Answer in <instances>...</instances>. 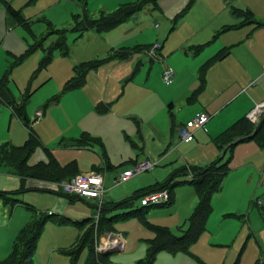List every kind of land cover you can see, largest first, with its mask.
<instances>
[{
  "label": "crops",
  "instance_id": "1",
  "mask_svg": "<svg viewBox=\"0 0 264 264\" xmlns=\"http://www.w3.org/2000/svg\"><path fill=\"white\" fill-rule=\"evenodd\" d=\"M131 1L136 0H107L105 7L108 10L105 12L114 11L121 4ZM189 1L158 0L159 7L152 4L155 12L143 9L116 28L107 31L106 37L96 35L98 39L103 40L100 46V58H106L115 50L135 45H152L158 40L163 41L164 38H161L160 34L162 32L169 33L168 40L163 44V49L159 55L163 53L164 57L166 55L170 57L174 53L179 54V58L170 64L175 71L174 81L170 85L173 87L172 90H175L176 87L184 89V92L188 95L186 100L189 107L185 112L181 109L175 117L171 110L174 108V103L168 104L171 126L164 128L163 140L159 137L161 136V119L158 116L159 111H157L152 115V121L148 119V123L153 125V133L148 139L146 151L144 147L139 145L140 140H145L147 136L144 117L150 111V105H146L149 93H158L150 86L152 73L150 69L143 71V61L136 56L137 52L126 59L114 58L106 61L101 66H108V69H100V66L90 71L83 87L66 93L75 94L73 95L75 96L73 99L74 114L70 122L75 123V120L77 121L75 124L61 128L63 129L62 132L58 133L57 140H61L60 144L66 149H58L56 154L53 148L49 149L61 165L76 161L79 169L78 174L102 173L104 176L103 202L116 203L130 197L137 191L146 192L149 187L168 180L173 173L184 166H206L222 158L225 151L223 154V150L215 143L214 139L243 116L249 118L252 114L256 117L259 116L257 109L264 104V0H195L193 6L175 23V18L185 9ZM114 2L116 3L115 6H113ZM10 3L17 8V0H12ZM23 3H26V0ZM87 5H89L88 0ZM17 9L23 11L21 7ZM26 10L24 15L32 22L33 19L26 13ZM238 10L244 11L243 16L238 15ZM248 10L252 12V22L247 20L248 22L242 25V20L249 17V13L246 12ZM39 18L41 17L36 19ZM154 18L161 21V25L158 26L159 31L154 38L159 37L141 39L140 35L146 30L152 31V19ZM6 24L8 32L12 28L20 27L15 26L13 22L8 24L7 20ZM12 34L13 32L8 36H12ZM171 38H174V42L169 45ZM20 41V38H16V44ZM205 44L206 46L200 52L196 50V46ZM187 46L188 48H186ZM11 50H8V52H11ZM222 51L228 53L209 65L203 74L205 83L202 91L193 100L189 99L199 86V77L203 65ZM140 52H143V50H140ZM87 60H91V57L88 56ZM150 63L152 65L154 59L153 62L150 59ZM134 65H136L135 69ZM166 67L168 66H163V70L158 72V76L163 74ZM141 74L144 78L142 77L140 81L137 78ZM153 79L156 82L155 76ZM139 81L142 86H139ZM121 87H123L122 90ZM127 89H129L128 94ZM19 90L21 91V88ZM84 91L91 96L101 97L102 99L97 101L103 103L105 110L102 112L108 114L100 117L102 114L97 113L98 120L95 127H89L88 124H79L81 120H85L80 110L81 106L84 105L83 103L86 102L85 96L81 93ZM16 97L20 99L18 95ZM107 102L112 106H109ZM164 105L166 103L162 104L161 109ZM4 106L6 111H11L8 106ZM203 112L210 115L205 128H199L195 131L193 141L182 140L178 135L177 127L192 119L196 114ZM48 116L49 113L46 118L44 116L42 122L36 127L47 125ZM132 121H134L137 128L132 124ZM47 129V127H44V131ZM53 130H57V127H54ZM83 132L100 137L103 141V147H100L102 157L100 158L97 153V159L91 160L90 163H87L82 157L80 160L71 151V148L85 150L81 149L85 147L72 145L73 141L79 138ZM39 137L41 141L43 139L45 141V132L44 136ZM178 149L182 150V154H177ZM61 155L66 156L64 161H62ZM44 156L45 160L38 162L47 161L48 157L45 153ZM227 156L229 155H226V158ZM147 158L158 161V166L162 161L168 160L169 167L152 176L146 175L131 179L132 176L126 184H123L125 181L119 184L115 183L116 178L123 171L132 168L134 164ZM185 178V175L180 174L176 177V180L182 181ZM28 180L22 179V185H27ZM188 185L194 187L189 183L176 185L173 194L174 201L173 204L169 205L168 211L159 210L155 212H167L169 219L161 217L163 219L161 221L169 222L163 223L149 218L147 220L152 224L168 227L173 233V228H177L183 233V230L187 227L188 218L198 203L196 192L193 193L194 191L187 189L186 186ZM51 193L55 196L61 195V193L54 191H51ZM263 195L264 147H260L255 141L242 142L235 146L231 170L223 182L221 191L216 193L212 199L213 211L207 221L205 232L192 245L190 252H182L183 254H179L175 259L170 260H177L181 263L184 258L183 255L188 254L199 264H234L238 260L242 264H258L259 254H256L251 248L259 247L262 249L264 247V226L259 222L260 219H263L264 213L258 211L264 209V205L260 207L255 202L257 197ZM66 197L73 204H68L62 198L58 199L57 202L62 201L66 206H76L78 202H81ZM23 199L25 200L22 196L21 201L25 202ZM89 200V202L82 200L84 201L81 202L83 205H78L79 214L75 215L74 218L62 213H50L51 209H48V212L44 211V213L55 217H63L64 221L65 219L71 220L70 218L76 219L73 222L96 218L95 208L98 201L96 199ZM1 201L3 200L1 199ZM30 205L40 212L35 206ZM87 205H90L91 209H88ZM152 206L154 207H151L150 210L162 207ZM137 207L135 203L134 208L137 209ZM24 210L26 209L24 208ZM26 211L28 212V210ZM119 213L121 211L114 210L110 215ZM30 218L31 214L29 219L27 218L21 226L19 222L12 220V216L8 221L5 218V221L0 224V226L6 225L8 228L5 241L0 243V259L5 258L10 253L15 236ZM139 220L141 221V219ZM134 222L136 221L130 220L121 223V227L128 229L125 232L105 231L101 233L100 240L97 242L98 250L113 251L106 250L112 246H116L114 250L117 251L125 250L129 243V238L125 236V233L137 228L140 235L143 230L138 227L140 225H135ZM139 224L144 226L142 222ZM112 233H117L118 237L112 236ZM77 234L78 231L75 235ZM139 235L137 237L138 243L141 240ZM153 237L154 234L147 239ZM246 240H248V248L244 251V247L242 250L241 247ZM74 241L70 245L71 247L77 242L76 238H74ZM145 251L147 250L142 251L141 258H143ZM140 257L138 259H141ZM51 260L52 254L50 253L48 255L49 264H51Z\"/></svg>",
  "mask_w": 264,
  "mask_h": 264
},
{
  "label": "rangeland",
  "instance_id": "2",
  "mask_svg": "<svg viewBox=\"0 0 264 264\" xmlns=\"http://www.w3.org/2000/svg\"><path fill=\"white\" fill-rule=\"evenodd\" d=\"M12 2V0H10ZM31 1V3H30ZM17 0V8H23V14L26 13L31 16L30 18L33 19L32 21V29L36 33L38 38L46 36L48 34L49 29L47 28L46 23L42 20L36 19L38 17L45 16L49 20H51L57 28H68L74 25V21L72 16L74 13H83L81 9V5L74 0ZM89 5L87 9V14L92 17H98L102 11H107L106 3L107 0H88ZM196 2V1H195ZM115 2L113 6H115ZM149 7V8H148ZM113 8V7H112ZM146 11L149 10L151 12H155V8L152 4L148 5ZM70 12H72L70 14ZM70 14V16H69ZM25 16V15H24ZM69 16V17H68ZM152 31L146 30L144 33L140 35L141 39L146 40L148 38L155 39V35H157L158 26L161 25L160 19H152ZM6 12L5 9L2 8L0 11V80L4 76L9 64L11 62H17L15 60L14 55H20L23 53L28 47L29 44L34 42V39L29 36L27 31L24 28L16 27L12 28L9 32L6 30ZM12 36H8V34L12 33ZM68 44L69 50L71 53L67 56H63L60 52L56 51L53 55V60L50 62L49 66L45 69H42L38 72V66L45 55V51L43 49H39L30 55L24 62H18V66H16L9 78L7 86L11 89L15 96L21 97L22 94L26 99L28 93L31 92L32 94L28 98V104L26 107L27 116L29 120H31L30 125L26 126L23 124L19 118L13 116L11 111H6V107L0 103V154L2 153V149L4 146H1L4 143H8L11 145H22L26 139L31 137V132L34 131L38 136H44L45 132V141L43 139L42 143L43 146L40 145L29 157L28 164H34L40 160H45V147L53 148L55 150V154L58 152V149H66L62 144H60L61 140H57L58 133H61L64 127H67L71 124H75L77 120L74 122H70L71 117L74 114V101L75 94H63L61 98L58 100L57 103H52L47 106L45 111V118L49 113V118L47 120V125L43 127H36L39 123L42 122L44 116L37 122L32 123L33 119H35V113L38 109L44 108V104L55 94H58L62 91L64 83L67 79H69L73 74L74 70L73 67L75 64L80 63L83 60H87L88 56L91 59L100 58V46L103 40L98 39L96 35L100 37H106V32L98 33L92 30L86 31L82 34L69 31L68 33ZM169 33H161V38H164L163 41L158 40L159 43L162 45L167 42ZM25 37V38H24ZM95 37V38H93ZM16 38H20L21 41L16 44ZM55 40V36L53 35L51 38H48L45 42V47H48L50 43ZM174 42V38H171L170 43ZM168 45V46H169ZM168 48V47H167ZM188 48V46L186 47ZM15 49V50H11ZM163 49V48H162ZM11 50V52H8ZM191 50V48H190ZM136 56L139 60L143 61L142 68L143 71L145 69H150L152 73V77L150 79V86H152L155 91L158 93L151 92L148 96V102L146 105H150L149 114L146 113L144 117L145 122V133L147 134L146 139L139 142L140 147H144L146 151V145L148 143V139L150 138L151 133H153V125L148 123V119L152 121V115L158 112V116L161 119V136L160 139L163 140L164 138V128L171 126L170 116L168 111L170 108L168 107L169 103H174V108H172V112L176 117V113H178L181 109L186 111L187 107V93L184 92L182 87H176L175 90H172V85H166L162 80V74L158 76V72L163 70V66H170L173 61L179 58V54H173L172 56L164 57V54L157 56L154 59V63L151 65L150 63V56L144 52L136 51ZM160 52V51H159ZM166 53V51H165ZM170 58V59H169ZM134 65V69H135ZM106 68L108 66H101L100 69ZM155 76L156 82H154L153 77ZM144 76L141 74L137 79L142 80ZM139 81V86H142ZM21 88V91L19 90ZM123 87H121V90ZM121 92V91H120ZM85 96L86 102H84L83 106H81L80 110L82 112V117H85V120H81L79 122L80 125L88 124L89 127H95L97 125L98 116L97 113L102 114V116H107V113L98 112L97 111V100L102 99L98 96H91L87 94L86 91L81 92ZM129 93V89H127V94ZM126 94V95H127ZM81 95V94H78ZM23 96L21 98H23ZM126 99V98H124ZM166 103L164 107L161 109L162 104ZM109 106H112L109 102H107ZM104 107V105H103ZM102 107V108H103ZM6 111V112H5ZM178 116V114H177ZM138 119L137 117H134ZM46 120V119H45ZM132 124L136 127L134 121ZM44 127L48 129L44 131ZM54 127H57V130H53ZM137 128V127H136ZM34 133V134H35ZM35 134V135H36ZM42 134V135H41ZM36 135V136H37ZM153 141V139H152ZM85 150L73 149L71 148L72 153L79 157L84 158L87 163H90L91 160L97 159V153L101 156V148L98 144H94L92 147H85L81 148ZM140 152V150H139ZM182 150L178 149L177 154H182ZM46 155V153H45ZM47 156V155H46ZM66 156L61 155L62 161H64ZM99 159V158H98ZM169 161H162L159 166H157L154 171H145L134 175L133 178H139L142 176H152L155 173L159 172L162 169L168 168ZM10 165L0 162V191H8L21 188L22 187V177L18 173H14L9 168ZM119 175V174H118ZM117 175V176H118ZM129 180L125 181L123 184H126ZM46 184H44L45 186ZM25 189L22 194L18 197L22 199V196L25 198L26 203H30L35 206L37 209L44 213L48 212V209H51L50 213H58V214H66L67 216H71L74 218L75 215L79 214V206L83 205L84 201L89 202L90 200L84 199V201L80 200L76 206H66L62 203V201L57 202L58 199L62 198L65 199L68 204H73V202L69 201V199L65 195L55 196L51 193V191H45L41 189H34L33 186H36L35 183H27L25 185ZM187 189L194 191L195 188L192 186H186ZM58 193V192H56ZM136 206H140V201H136ZM92 204V203H90ZM0 224L6 220L8 221L9 218L12 216L14 222H19L20 226L26 222L27 218L29 219L30 213L24 210L22 206H14L6 205L4 201L0 199ZM88 209H91L90 205H87ZM168 207H156L152 210L147 212V218L153 219L159 222H169V221H161L163 220L161 217H165L169 219V214L167 212H157L156 211H168ZM126 209H119L117 211H125ZM98 207L96 205L95 212L97 214ZM264 213V209L258 210ZM166 213V214H165ZM264 216V215H263ZM65 219L63 223H57L54 220H49L45 229L41 235V238L38 241L36 255L34 257V264H49L48 262V255L52 254L51 264H72L73 260L71 256L67 255V250L71 247L70 245L80 238L83 233L81 230V226L75 224L73 219ZM130 220H135V225H140V229H143L139 235L137 228H133L125 233V236L129 238V243L127 248L123 251L114 250L116 246H112L107 248L106 250H113L107 252H99L100 253V261L102 264H137L138 258L140 257L142 251L147 250V239L149 236H152L154 232L148 230L144 227L141 221L137 218L129 219V220H119L114 222L115 224V231H127L128 229L125 227H121V223L128 222ZM79 221V220H77ZM82 221V220H81ZM259 222L264 226V217L260 219ZM13 224V223H11ZM10 225V224H9ZM57 225V226H54ZM133 225V224H132ZM8 228L6 225L3 227L0 226V243H3L7 237ZM78 231V234L76 232ZM174 233L181 234L182 232L179 231L177 228H173ZM117 233H112L111 235L116 237ZM138 235L140 236L141 240L137 241ZM100 235L98 236V240H100ZM118 237V236H117ZM249 238V237H248ZM248 240H246L244 245V251L248 248ZM253 241L251 242V244ZM88 249H84L81 253L78 260L73 262V264H85V261L88 256ZM251 250H254L256 254H259L258 261L264 260V247L260 249L259 247H253ZM250 250V251H251ZM65 254H63V253ZM1 253V251H0ZM179 254H172L168 251H162L158 253L154 264H199L194 258L189 256L188 254L183 255V260L179 263L177 260H170L175 259ZM146 255V251L144 256ZM143 256V257H144ZM7 257V256H6ZM141 258V257H140Z\"/></svg>",
  "mask_w": 264,
  "mask_h": 264
},
{
  "label": "trees",
  "instance_id": "3",
  "mask_svg": "<svg viewBox=\"0 0 264 264\" xmlns=\"http://www.w3.org/2000/svg\"><path fill=\"white\" fill-rule=\"evenodd\" d=\"M75 1L81 5L83 13L73 14L72 19L74 25L71 29L57 28L52 21L46 17H41L39 20H43L46 23L49 31L46 36L38 38L32 30V22L24 16L23 12L20 9L15 8L10 3L11 1L0 0V10L1 8L5 9L7 23L10 24L13 22L15 26L24 28L34 39V42L29 44V47L23 54L15 57L17 62L13 61L9 64L4 76L0 80V103L8 106L11 109V114L23 121V124L26 126H29L31 122L27 116L26 107L29 101L28 98L32 93L29 92L26 99L23 94V98H21V96L20 99H18L7 86L10 75L13 69L18 66V62H24L34 52L43 49L45 55L39 63V72L49 66L56 51L60 52L63 56L70 54L67 34L70 30L80 34L89 30L98 33L107 32L124 23L131 16L142 11L148 5L154 4L155 6H158V0H136L121 4L114 11H102L98 17H92L87 14V0ZM194 1L195 0L189 1L185 9L175 18V23L193 6ZM246 12L249 13V17L246 20H242V25L248 22L247 20L252 22V12L249 10ZM237 13L238 15L243 16L244 11L238 10ZM53 35L55 36V40H53L48 47H45L46 40ZM150 46L151 45H135L133 47L115 50L106 58L91 59L76 64L74 66V75L64 84L60 93L52 96L44 104L43 110L46 111L47 106L52 103H57L63 94L83 87L86 84L88 73L99 68L106 61L114 58H129L134 52L146 50L150 48ZM205 46L206 44L196 46V50L200 52ZM227 53L222 51L203 65L199 77V86L191 94L189 99L193 100L202 91L205 83L203 74L209 65L216 59L219 60L220 58H223ZM102 107L103 103L101 102L97 105V111L102 112L105 110L104 107ZM32 123H34V120ZM255 131L256 133L251 137ZM34 133L35 132L32 131L30 133L31 137L26 139L22 145L15 146L11 144L8 145V143L2 144L1 146L4 147L0 154V162L10 165L9 168L11 171L18 173L23 180L33 179L45 182H57L70 179L79 173L76 161L61 165L52 151L46 147L44 150L48 157L47 161L38 162L34 165L28 164V159L31 154L40 145L43 146L40 137L35 133L36 136ZM239 139L243 140L239 141ZM214 141L223 150V154L225 151L222 158L217 159L206 166H184L173 173L172 177L168 180L149 187L146 192L137 191L122 201L116 203L103 202L101 206L97 205L98 220H96V217L88 218L81 222H75V224L81 226L80 229L83 230V233L77 242L67 250L66 254L71 256L73 262H75L78 260L83 250L87 248L88 256L85 264H102L100 261V251L97 250L98 236L105 231H115L114 222L119 220H129L131 218L141 219L144 226L154 232V237L146 240L148 245L146 255L139 259L137 264H154L158 253L162 251H168L171 253L190 252L192 245L199 240L200 236L206 230L207 221L213 211L212 199L216 193L221 191L223 182L231 170V161L235 146L245 141H255L260 147H264V112L258 124L252 121L249 117L243 116L227 130L217 136ZM94 144H98L101 148L103 147L102 139L88 132H83L81 136L75 139L72 143V145L78 147H92ZM226 155L229 156L226 158ZM180 174L186 176L182 181L176 180V177ZM184 183H189L194 186L198 197V203L188 218L186 223L187 227L183 230L181 235L174 234L168 227L155 225L147 220V212L154 206H138L137 209L134 208L135 202L140 200L143 195L161 190H167L170 194V199L166 204L158 206L168 207L173 204V194L176 185ZM25 187V184H23L22 187L17 190H12L10 192L0 191V198L6 205H11L12 207L17 205L22 206L31 214L30 220L15 236L10 253L7 257L0 259V264H34L38 241L48 221L56 220L60 223L64 222L63 217H55L48 213L39 212L30 204L22 202V199L18 196L23 193ZM63 195L68 196L72 200L85 199L77 195ZM119 209H126V211L116 215H110L112 211ZM234 264L242 263L238 260ZM258 264H264V261H259Z\"/></svg>",
  "mask_w": 264,
  "mask_h": 264
},
{
  "label": "built area",
  "instance_id": "4",
  "mask_svg": "<svg viewBox=\"0 0 264 264\" xmlns=\"http://www.w3.org/2000/svg\"><path fill=\"white\" fill-rule=\"evenodd\" d=\"M160 43H155L148 51L150 56H156L157 51L161 48ZM175 78V71L171 67L164 69L162 79L166 85H170ZM43 116V110L40 109L36 112V117L40 119ZM210 115L206 112L198 113L195 117L186 123L178 126V134L184 141H192L195 137V131L199 128H205L206 123L209 121ZM158 161L151 159H144L137 162L132 168L123 171L115 183L119 184L127 181L134 175L145 171H152L158 166ZM104 176L101 173H82L70 179L57 182L46 183L45 187L62 191L67 194L81 196L86 199L97 198L102 199L104 193ZM170 199V194L167 190L155 191L142 196L140 203L142 206L164 205ZM256 204L260 207L264 205V196L255 200ZM101 204V202H100Z\"/></svg>",
  "mask_w": 264,
  "mask_h": 264
},
{
  "label": "water",
  "instance_id": "5",
  "mask_svg": "<svg viewBox=\"0 0 264 264\" xmlns=\"http://www.w3.org/2000/svg\"><path fill=\"white\" fill-rule=\"evenodd\" d=\"M257 110L259 112V116H257V117L255 116L254 117L253 114H252V115H250V118H251L252 121H254L255 123L258 124L260 122V116L264 112V104L260 105ZM255 133H256V131L253 133V135H251V137H253ZM241 140H243V139H239V141H241Z\"/></svg>",
  "mask_w": 264,
  "mask_h": 264
}]
</instances>
